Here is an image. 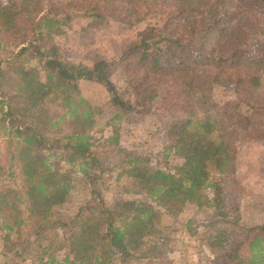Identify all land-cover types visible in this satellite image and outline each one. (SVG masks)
I'll use <instances>...</instances> for the list:
<instances>
[{"label": "trees", "instance_id": "obj_1", "mask_svg": "<svg viewBox=\"0 0 264 264\" xmlns=\"http://www.w3.org/2000/svg\"><path fill=\"white\" fill-rule=\"evenodd\" d=\"M74 17L146 26L122 54L86 65L58 42ZM117 66L121 87L109 77ZM263 73L264 0H0V264H149L161 253L152 237L172 241L160 218L180 220L188 204L215 232L201 237L209 264H264V224L241 223L240 132L225 124L264 114ZM79 80L103 85L117 120L152 113L159 86L175 85L186 118L167 129L164 167L116 149L117 178L138 182L143 197L108 207L93 196L58 222L52 210L72 189L62 165L86 177L100 168L99 108ZM118 138L115 129L104 142ZM185 148L187 165H170Z\"/></svg>", "mask_w": 264, "mask_h": 264}, {"label": "rangeland", "instance_id": "obj_2", "mask_svg": "<svg viewBox=\"0 0 264 264\" xmlns=\"http://www.w3.org/2000/svg\"><path fill=\"white\" fill-rule=\"evenodd\" d=\"M66 12L70 11L66 9ZM145 26L146 23L127 27L111 19L74 17L69 22L67 32L58 38V42L70 60L91 65L96 60L110 59L122 54L136 41L138 30ZM109 77L117 86H123L124 75L121 67H114ZM262 82L264 83V73ZM79 88L81 95L99 108L95 135L98 138L96 155L100 160V168L92 170V176L86 177L71 171L68 164L62 165L61 171L71 181L72 189L66 201L52 210L58 222L72 219L79 208L93 196L101 198L108 207L113 206L118 199L143 197L138 182L125 176L117 178V165L124 155H116V149L119 147L126 152L149 154L154 165L164 167L163 147L170 143L166 135L167 129L178 120L186 118V114L176 103V96L172 94L176 89L175 85L159 86V95L153 102L152 113H128L121 120L114 119L120 111L110 102L102 84L79 80ZM231 98V95L216 94V99L221 103ZM225 124L240 132L236 150L238 174L243 186L240 202L241 223L245 226L264 224V114L250 122L228 119ZM115 129L118 130L119 137L117 146L104 142L105 137L114 134ZM189 154L190 149L187 148L177 153L171 151L166 159L170 165H187L186 157ZM188 219L192 221L190 226L185 222ZM160 223L166 227L164 235L171 237L172 241L165 243L164 237L153 236L150 241L158 243L161 253L158 257L154 256L151 262L148 260L149 264L210 263L213 257L201 238L213 232L208 225L207 214L201 212L197 206L188 204L180 220L164 213ZM130 264L145 263L132 261Z\"/></svg>", "mask_w": 264, "mask_h": 264}]
</instances>
